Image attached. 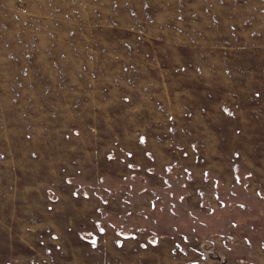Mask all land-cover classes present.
I'll return each mask as SVG.
<instances>
[{
  "label": "rangeland",
  "instance_id": "rangeland-1",
  "mask_svg": "<svg viewBox=\"0 0 264 264\" xmlns=\"http://www.w3.org/2000/svg\"><path fill=\"white\" fill-rule=\"evenodd\" d=\"M0 264H264V0H0Z\"/></svg>",
  "mask_w": 264,
  "mask_h": 264
}]
</instances>
